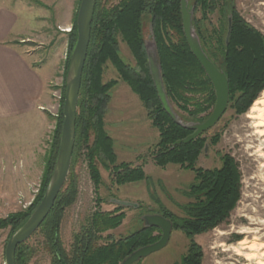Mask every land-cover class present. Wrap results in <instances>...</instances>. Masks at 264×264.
<instances>
[{
    "label": "trees",
    "instance_id": "trees-1",
    "mask_svg": "<svg viewBox=\"0 0 264 264\" xmlns=\"http://www.w3.org/2000/svg\"><path fill=\"white\" fill-rule=\"evenodd\" d=\"M217 6L221 10L226 9L224 22L220 24V31L208 35L194 14L200 10L205 18ZM190 8H193L192 24L203 51L228 80V106L237 115L245 113L264 90V35L238 15L232 0H188ZM76 16L77 11L70 31L66 32L69 40L66 70L76 43ZM229 16L231 29L226 44ZM146 25L150 26V37L165 95L169 103L189 119L179 118L183 124L203 122L214 108L212 84L192 55L183 34L180 0H96L77 104L70 171L49 215L36 231L43 238L44 250L51 258L50 264H121L135 250L160 239L158 236L153 237L152 233L158 232L161 236L158 229L145 228L143 225L127 237L115 239L111 234L103 237L102 234L121 224L123 215L95 212L84 220L79 231L73 235L68 251L60 242V222L65 209L75 202L77 196V180L72 174L77 157L85 158L95 188L100 184L98 165L105 170L112 168L118 185L148 180L141 167L116 164L113 139L104 129L103 121L110 101L108 92L116 84V81L102 83L101 76L106 63L112 65L121 80L139 97L153 127L158 131V142L151 152L152 162L157 167L173 164L193 170L197 157L204 150L206 140L203 134L187 144L176 145L177 141L185 139L192 131L174 122L162 108L149 68L144 39ZM119 42L124 43L133 56L135 68L126 65L120 58ZM63 81L60 107L55 117L56 126L46 156L38 202L47 187L58 153L65 78ZM220 159L219 168L196 171L198 182L191 186L192 202L185 206L183 218L161 214L172 223V230L181 231L190 240L187 253L178 264H202L200 246L193 238L226 222L241 198L238 164L229 155ZM31 213H18L0 220V229L10 227L12 235ZM100 241L103 243L99 244ZM32 256L33 250L25 242L16 249L15 264H29Z\"/></svg>",
    "mask_w": 264,
    "mask_h": 264
},
{
    "label": "rangeland",
    "instance_id": "rangeland-1",
    "mask_svg": "<svg viewBox=\"0 0 264 264\" xmlns=\"http://www.w3.org/2000/svg\"><path fill=\"white\" fill-rule=\"evenodd\" d=\"M232 4L249 26L264 35V0H232ZM6 5L17 8V29L30 38V42L19 47L20 51L29 52L25 53V57L46 81L43 90L45 102L41 110L52 124V133L44 144L45 154L35 160L36 166L42 160L44 165H40V169L23 172V178L27 180L25 187L20 184L19 187L3 188L12 172L0 171V220L18 213L33 212L39 204L37 200L41 194L46 156L60 107V101L55 97L61 94L60 88L67 73L65 64L69 40L66 32L70 31L79 6L78 0H0V6ZM220 10V6H217L205 18L200 10L194 14L208 35L221 29L226 9L223 8V12ZM144 39L151 47L149 25L144 27ZM118 53L126 65L135 68L134 58L122 42L118 43ZM101 79L103 84L116 81L108 92L110 101L103 117L104 129L113 139L116 164L141 167L148 180L118 185L113 169L105 170L98 165L100 184L95 188L85 158L77 157L72 166V174L77 180V196L75 202L65 209L60 222L59 237L63 248L69 250L73 235L79 231L84 220L95 212L123 215L116 229L102 234L103 237L111 234L115 239L140 230L143 226L141 218L145 215L168 213L175 218H183L185 206L192 202L191 186L198 182L196 171L219 168L220 158L229 155L238 164L241 173V198L226 222L212 231L195 236L193 241L200 246L202 264H264V136L260 137L257 133H264V128H254V122L246 117L256 100L240 115L230 106L227 107L219 122L203 134L207 150L204 147L201 151L193 170L173 164L160 168L152 162L151 155L158 142V131L148 118L143 103L110 63L105 64ZM262 97L264 90L257 100ZM170 106L179 118L189 120L176 106L171 103ZM31 120L25 118L27 122L23 123H0L1 155L6 154V147L12 148L19 140L21 142L18 144L24 145L26 136L31 132L21 133V136L19 131L31 124ZM28 143L31 144L32 140L28 139ZM18 188L21 193L17 194ZM116 201L133 206L119 208ZM10 236V227L0 229V264H4V250ZM152 236L158 238L160 233L154 232ZM189 241L181 231L172 230L169 242L162 250L136 264H178L187 253ZM26 244L33 250L29 264H50L51 258L44 250L43 238L38 232Z\"/></svg>",
    "mask_w": 264,
    "mask_h": 264
},
{
    "label": "water",
    "instance_id": "water-1",
    "mask_svg": "<svg viewBox=\"0 0 264 264\" xmlns=\"http://www.w3.org/2000/svg\"><path fill=\"white\" fill-rule=\"evenodd\" d=\"M95 5L96 0H80L75 21L76 43L70 56L65 79V91L62 106L63 120L54 168L39 204L30 214L26 222L18 228L7 241L4 250V264H15V252L17 247L27 242L40 228L49 215L57 196L68 177L75 142L77 104L83 69L90 42L91 23ZM180 10L182 30L186 43L192 55L212 84L215 93V105L211 114L203 122L189 123L187 125L183 124L179 117L173 112L165 95L160 76V68L156 62L153 42L151 47H148L145 42L152 81L163 110L174 122L185 126L192 131V134L185 139L177 141L176 145L187 144L213 128L225 113L229 101L228 80L225 74L217 69L202 49L192 24L193 8L188 9V0H180ZM227 22L226 44L231 29L230 16L228 17ZM206 150L207 146L205 147V151ZM115 203L124 207L133 206L132 204H126L119 201H116ZM141 219L145 228H156L161 232L160 239L151 245L135 250L125 258L121 264H136L147 256L162 250L169 242L172 233V223L169 220L158 214L145 215Z\"/></svg>",
    "mask_w": 264,
    "mask_h": 264
},
{
    "label": "crops",
    "instance_id": "crops-1",
    "mask_svg": "<svg viewBox=\"0 0 264 264\" xmlns=\"http://www.w3.org/2000/svg\"><path fill=\"white\" fill-rule=\"evenodd\" d=\"M17 22V8L0 6V123H23L25 118L32 119V123L19 131V135L31 132L23 146L18 144L19 140L12 148L6 147V154H0V171L12 172L6 185L0 184L3 188L26 186L23 172L40 169L44 165L41 159L42 162L36 166L35 160L45 154L43 147L52 133V124L41 110L45 102L43 90L46 81L25 57L29 52L20 51L19 47L30 42V38L22 30L18 31ZM28 139L32 140L31 144H27ZM18 193H21L20 189Z\"/></svg>",
    "mask_w": 264,
    "mask_h": 264
},
{
    "label": "bare ground",
    "instance_id": "bare-ground-1",
    "mask_svg": "<svg viewBox=\"0 0 264 264\" xmlns=\"http://www.w3.org/2000/svg\"><path fill=\"white\" fill-rule=\"evenodd\" d=\"M246 117L254 122V128H264V97L255 101ZM257 133H259L260 137L264 136L263 131H259Z\"/></svg>",
    "mask_w": 264,
    "mask_h": 264
},
{
    "label": "built area",
    "instance_id": "built-area-1",
    "mask_svg": "<svg viewBox=\"0 0 264 264\" xmlns=\"http://www.w3.org/2000/svg\"><path fill=\"white\" fill-rule=\"evenodd\" d=\"M56 99H58L59 101H61V94L58 97H55Z\"/></svg>",
    "mask_w": 264,
    "mask_h": 264
}]
</instances>
